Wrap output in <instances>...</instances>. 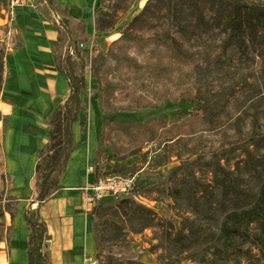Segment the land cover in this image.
I'll return each instance as SVG.
<instances>
[{
  "label": "rangeland",
  "instance_id": "374dc122",
  "mask_svg": "<svg viewBox=\"0 0 264 264\" xmlns=\"http://www.w3.org/2000/svg\"><path fill=\"white\" fill-rule=\"evenodd\" d=\"M148 1L101 0L95 34L117 39L104 53L93 48L83 56L88 67L86 106L90 102L95 107L94 122L101 131L93 162L95 177L153 183L143 194L130 195L133 203L126 200L129 197L105 199L91 208L90 213L93 209L98 213L91 221L94 253L87 264H158L159 257L204 264L209 259L210 230L221 220L211 207L253 201L264 182L260 61L250 53L240 56L234 49L221 56L218 33L182 45L172 40L164 26L132 34L139 43L118 42ZM171 1L186 8L190 0ZM205 2L196 0L198 5ZM251 2L264 5V0ZM9 31L6 1L0 0V78ZM159 67L170 72L168 80L151 78ZM152 120L164 128L154 131L151 123L144 130ZM118 125L126 130L114 132ZM149 133L154 135L151 141L145 140ZM107 137L122 161L113 158ZM245 151L252 152L255 171L248 172L240 163ZM221 182L238 189L240 197L225 193ZM139 206L149 212L154 228H144V215L139 218L135 212ZM0 210L1 242L10 235L3 203ZM184 219H197L204 232L196 249L180 254L165 232L170 227L179 229Z\"/></svg>",
  "mask_w": 264,
  "mask_h": 264
},
{
  "label": "trees",
  "instance_id": "16d2710c",
  "mask_svg": "<svg viewBox=\"0 0 264 264\" xmlns=\"http://www.w3.org/2000/svg\"><path fill=\"white\" fill-rule=\"evenodd\" d=\"M53 16L50 17L53 28L57 34L52 46L55 55V67L66 80L68 93L63 106L53 112L46 120L47 143L39 153L35 165L33 178V191L29 198L24 199L31 204H38L33 209L29 207L23 212V219L27 229L26 258L27 264H49L47 228L40 216V207L52 200L63 188L60 180L64 174L73 149L72 126L76 121L80 109V97L86 89L84 70L87 64L78 51V43L74 40L76 35L84 36L86 25L81 21H73L67 14V8L60 6L57 0H43ZM182 16H185L183 19ZM165 20V22H164ZM164 22V23H163ZM168 28L172 40H178L182 45H189L195 40L212 34H220V55L226 57L234 49L240 56L253 54L260 61L261 71L264 73V5L251 2V0H206L204 4H197L190 0L186 8L173 3L171 0H149L139 15L134 17L125 28L118 42L131 41L139 43L132 34L150 33L158 28ZM94 38L97 39L95 34ZM111 48L107 51L110 54ZM178 59L181 56L178 55ZM151 78L162 82L170 78L167 68H156ZM3 78H0V90ZM154 123V131L164 128L160 122L149 121L143 127L149 130V124ZM158 124V125H157ZM125 127L116 126L113 131L122 133ZM154 135L149 133L145 140L151 141ZM107 137V145L112 151L113 158L122 161L115 146L111 145ZM254 146H257L254 144ZM128 156V155H127ZM133 155H130L131 157ZM245 159L240 163L249 171L256 170L252 152L245 151ZM153 183L134 181L130 195H141ZM228 195L233 192L240 197L238 189L220 183ZM234 188V187H233ZM229 192V193H228ZM243 194V193H242ZM130 198V197H129ZM128 202L133 203L130 199ZM17 199L0 194V203L6 207L12 225ZM219 207H211L213 215L218 214L221 220L217 227L211 229L210 248L207 247L209 259L204 264H264V182L259 187L253 201L245 200L243 203H231ZM127 208V207H126ZM140 210V211H139ZM142 210V211H141ZM139 218L144 215V228H154L149 219V212L140 206L135 211ZM97 209L90 213L91 220L97 215ZM3 215L0 210V216ZM141 220V219H140ZM204 229L197 219H184L180 228L170 227L165 235L170 244L180 250V254L190 252L200 245V238ZM11 228L8 229L10 235ZM119 255L124 253L117 252ZM207 256V255H206ZM207 259V260H206ZM180 257L172 260L170 257H159L158 264H182Z\"/></svg>",
  "mask_w": 264,
  "mask_h": 264
},
{
  "label": "crops",
  "instance_id": "0c3cea01",
  "mask_svg": "<svg viewBox=\"0 0 264 264\" xmlns=\"http://www.w3.org/2000/svg\"><path fill=\"white\" fill-rule=\"evenodd\" d=\"M67 8L73 21L86 25L84 36L74 40L82 44L81 56L88 47L105 52L117 37L94 38L95 15L101 0H57ZM47 4L37 0L33 8L16 9L10 25V38L3 57V81L0 90V193L17 199L15 218L10 224L9 239L0 242V264H27V229L24 210L38 204L24 200L33 191L35 165L47 143L46 120L59 110L68 93L64 77L55 67L52 46L56 32ZM84 70V76L86 71ZM86 89L88 83L85 77ZM85 92L80 97V109L72 126L73 149L67 168L61 177L63 190L40 207L49 237V264H87L93 258L89 189L96 181L93 162L100 139V129L94 116L95 107L86 106Z\"/></svg>",
  "mask_w": 264,
  "mask_h": 264
},
{
  "label": "built area",
  "instance_id": "2783aa9c",
  "mask_svg": "<svg viewBox=\"0 0 264 264\" xmlns=\"http://www.w3.org/2000/svg\"><path fill=\"white\" fill-rule=\"evenodd\" d=\"M6 1V14L9 24L14 21L16 9L24 6L33 8L37 0H5ZM43 1V0H42ZM44 2V1H43ZM54 20H59L58 16H53ZM10 38V31L7 33ZM7 49V48H6ZM78 49H84L83 45H78ZM92 47L89 48V51ZM132 182L118 177L114 178H100L98 177L90 187L89 193V206L92 208L95 204L105 199L127 198L130 196ZM137 201V200H136Z\"/></svg>",
  "mask_w": 264,
  "mask_h": 264
},
{
  "label": "bare ground",
  "instance_id": "6f19581e",
  "mask_svg": "<svg viewBox=\"0 0 264 264\" xmlns=\"http://www.w3.org/2000/svg\"><path fill=\"white\" fill-rule=\"evenodd\" d=\"M99 47L103 50V51H106L107 50V45L105 42H101L99 43Z\"/></svg>",
  "mask_w": 264,
  "mask_h": 264
}]
</instances>
